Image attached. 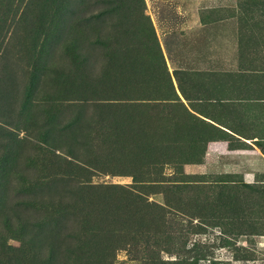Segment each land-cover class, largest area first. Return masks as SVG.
<instances>
[{
  "label": "rangeland",
  "instance_id": "obj_1",
  "mask_svg": "<svg viewBox=\"0 0 264 264\" xmlns=\"http://www.w3.org/2000/svg\"><path fill=\"white\" fill-rule=\"evenodd\" d=\"M177 258L264 264V0H0V264Z\"/></svg>",
  "mask_w": 264,
  "mask_h": 264
},
{
  "label": "trees",
  "instance_id": "obj_2",
  "mask_svg": "<svg viewBox=\"0 0 264 264\" xmlns=\"http://www.w3.org/2000/svg\"><path fill=\"white\" fill-rule=\"evenodd\" d=\"M175 264H188L190 263V261L188 260V258H177L174 261ZM214 263V262H213ZM191 264V263H190Z\"/></svg>",
  "mask_w": 264,
  "mask_h": 264
}]
</instances>
